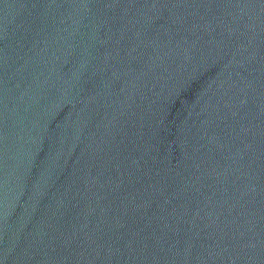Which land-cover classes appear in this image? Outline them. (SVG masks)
Returning a JSON list of instances; mask_svg holds the SVG:
<instances>
[{
  "label": "water",
  "instance_id": "95a60500",
  "mask_svg": "<svg viewBox=\"0 0 264 264\" xmlns=\"http://www.w3.org/2000/svg\"><path fill=\"white\" fill-rule=\"evenodd\" d=\"M0 264H264V0H0Z\"/></svg>",
  "mask_w": 264,
  "mask_h": 264
}]
</instances>
